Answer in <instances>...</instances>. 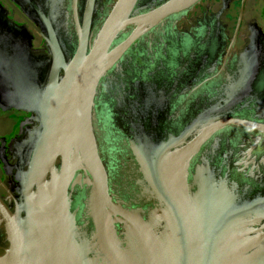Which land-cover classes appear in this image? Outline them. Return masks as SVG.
<instances>
[{
  "label": "water",
  "instance_id": "95a60500",
  "mask_svg": "<svg viewBox=\"0 0 264 264\" xmlns=\"http://www.w3.org/2000/svg\"><path fill=\"white\" fill-rule=\"evenodd\" d=\"M196 1L151 9L152 0H118L90 48L95 1L87 2L74 52L46 25L50 58L34 56L31 37L1 15L0 102L35 112L41 127L17 179L15 212L0 201L8 242L0 264H264V169L243 162L264 151V40L242 53L232 85L204 99L186 131H167V142L163 133L154 142L148 137L153 115L141 114L139 143L113 136L101 144L92 129L117 35L134 29L111 59ZM191 76L169 90L184 93L196 82ZM152 88L141 84V108H175L184 97L166 100ZM226 129L258 136L226 151L230 158L205 157L204 143Z\"/></svg>",
  "mask_w": 264,
  "mask_h": 264
},
{
  "label": "flooded vegetation",
  "instance_id": "af4514ba",
  "mask_svg": "<svg viewBox=\"0 0 264 264\" xmlns=\"http://www.w3.org/2000/svg\"><path fill=\"white\" fill-rule=\"evenodd\" d=\"M91 1H95V7L88 33L90 48L118 0H0V17L4 16L31 37L34 56L50 58L46 25H53L60 47L64 45L74 52L80 30L77 27L81 28L86 3ZM168 1L152 0L150 8ZM133 31V28L121 31L108 48L105 62L109 68L99 80L92 108V129L101 144L113 136L123 142L133 138L139 143L141 114L157 116L149 120L147 135L152 142L161 133L164 135L161 140L167 142V131H186L187 122L192 119L188 116L200 112L203 100L218 97L236 80L245 49L264 40V0H198L187 10L167 17L145 34L138 35L116 59H111L112 50L126 42ZM189 76L196 82L184 93L169 90L173 83L184 82ZM142 83L163 90L166 100L177 94L184 97L179 95L182 99L175 108H141ZM245 119L253 120L248 116ZM192 126L189 130L198 136L200 132L194 133L198 126ZM40 127L35 112L5 107L0 102V201L11 213L15 212L19 198L17 179L28 169V149L36 142ZM252 135L239 136L233 129L216 133L204 143L209 152L205 157H214V153H235L237 148L252 144L253 137L258 136L256 131ZM174 139L175 142L179 138ZM243 162L250 164L248 169L253 165L264 169V151L250 155ZM59 163L60 157H57L55 164ZM6 248L5 222L0 215V255Z\"/></svg>",
  "mask_w": 264,
  "mask_h": 264
}]
</instances>
